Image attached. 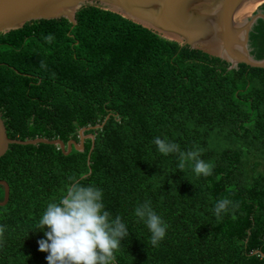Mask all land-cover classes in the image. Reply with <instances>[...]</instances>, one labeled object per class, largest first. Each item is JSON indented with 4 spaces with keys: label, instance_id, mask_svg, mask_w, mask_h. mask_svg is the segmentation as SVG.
Here are the masks:
<instances>
[{
    "label": "trees",
    "instance_id": "16d2710c",
    "mask_svg": "<svg viewBox=\"0 0 264 264\" xmlns=\"http://www.w3.org/2000/svg\"><path fill=\"white\" fill-rule=\"evenodd\" d=\"M76 19L0 34V115L11 139L79 143L82 128L105 122L84 132L83 152L14 144L0 158L10 187L0 264H47L39 220L69 177L102 189L105 210L127 225L114 264H264V69L230 70L99 5ZM250 43L264 59V20ZM155 137L200 149L212 174L197 176L191 161L180 171L178 155L159 153ZM222 198L238 207L217 218ZM145 201L168 224L157 246L134 214Z\"/></svg>",
    "mask_w": 264,
    "mask_h": 264
},
{
    "label": "water",
    "instance_id": "95a60500",
    "mask_svg": "<svg viewBox=\"0 0 264 264\" xmlns=\"http://www.w3.org/2000/svg\"><path fill=\"white\" fill-rule=\"evenodd\" d=\"M263 4L264 0H0V34L42 20L65 18L75 26L80 9L99 5L166 39L220 58L230 64V70L240 64L264 69V59L255 58L250 46L252 31L259 19L264 20V12L260 10ZM104 123L82 128L79 143L70 140L65 144L60 139L46 138L20 141L8 136L0 115V158L14 144L54 145L65 155L73 149L83 152L87 138L84 132L101 129ZM0 186L5 190L4 200L0 202L3 207L9 202L10 187L4 180H0Z\"/></svg>",
    "mask_w": 264,
    "mask_h": 264
},
{
    "label": "clouds",
    "instance_id": "9594fccd",
    "mask_svg": "<svg viewBox=\"0 0 264 264\" xmlns=\"http://www.w3.org/2000/svg\"><path fill=\"white\" fill-rule=\"evenodd\" d=\"M45 40L51 43L54 36L49 34ZM40 65L47 68L44 61ZM153 143L165 156L178 155L180 171L183 172L186 163L191 161L197 176L212 174L214 165L200 158V149L183 151L179 144L166 137H155ZM69 181L65 194L49 203L39 220L40 229H48L44 233L46 239L38 242L39 250L49 253L47 264H114L115 252L122 239L129 236L127 225L122 217L113 218L105 210L102 189L83 185L75 177H69ZM237 207L229 199L222 198L217 201L214 214L220 218L222 213ZM134 214L146 223L151 232L150 243L157 246L165 238L168 224L154 211L150 201L138 204ZM6 231V227L0 226V246L4 243Z\"/></svg>",
    "mask_w": 264,
    "mask_h": 264
}]
</instances>
